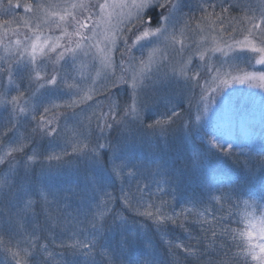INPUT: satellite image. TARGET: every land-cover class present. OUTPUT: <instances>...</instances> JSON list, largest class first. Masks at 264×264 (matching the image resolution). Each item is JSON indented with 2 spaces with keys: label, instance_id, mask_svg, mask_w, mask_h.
<instances>
[{
  "label": "snow or ice",
  "instance_id": "6c2138e0",
  "mask_svg": "<svg viewBox=\"0 0 264 264\" xmlns=\"http://www.w3.org/2000/svg\"><path fill=\"white\" fill-rule=\"evenodd\" d=\"M20 7L24 16L16 15ZM156 7L162 11L145 19L146 10ZM0 15L10 17L0 21V105L7 112V117L0 114V166H7L0 174V205L7 209L0 210V264H41V253L45 261L53 260L49 244L40 243L42 238L48 239L44 233L50 224L73 229L67 243L61 239L56 244L53 235L52 246L70 249L74 256L86 260L98 247H111L110 242L105 243L106 227L108 231L113 226L121 231L120 241L111 249V259L139 238V233L125 234L127 220L112 213L110 205L116 198L105 190L103 176H86L78 190L69 189L77 207L72 213L55 216L49 207L59 203L58 192L32 181L35 163L50 165L65 157L69 163L72 158L99 163L101 149L113 154L109 170L112 177L135 180V188L131 183L121 188L120 200L127 210L153 221L158 231L171 224L188 233L186 239L166 241L176 264H264V213L258 218L245 213L243 228L230 227L226 219L241 202L246 208L255 207L257 193L241 191L230 180L218 187L209 182L205 185L206 199L196 197L188 202L191 208L168 211L171 205L161 197L178 190L173 186L179 177L163 163H156L155 171H150L143 161L125 155L107 135L120 130L128 135L143 131L164 137L177 121L191 126V98L197 95V89L199 101L204 102L208 93L232 81L264 88V72L233 75L244 57L249 63L255 58L257 64H264V0H0ZM237 35L243 39H237ZM137 50L141 51L139 57L135 55ZM194 59L200 63H194ZM69 60L78 76L61 70L62 63ZM97 60L105 74L101 76L96 69L95 76L90 72L85 76ZM86 79L91 85L84 83ZM25 80L27 86L22 89ZM173 82H182L191 94L187 119L182 107L168 108V90ZM121 83L131 88V102L124 105L111 96V89ZM101 92L108 93L107 104L97 101L98 111L85 112L81 106ZM161 100L163 112L159 111ZM207 110L204 103L203 111ZM200 118L195 117L197 121ZM69 119L73 120L71 128ZM59 139L64 140L61 153L45 155L47 147L59 146ZM208 145L210 150L226 155L236 147L229 143L226 149L214 136L209 137ZM69 147L70 152L66 150ZM193 164L205 170V177H215L216 169L210 162L201 161L199 153L193 154ZM149 176L155 191L144 182ZM34 196L48 206L43 224L37 219ZM243 196L249 199L241 201ZM259 197L264 200V185ZM61 199L65 208L71 207L69 197ZM109 213L114 216L111 225L107 224ZM193 215L194 221H189ZM189 223L198 226L197 235L190 234L186 227Z\"/></svg>",
  "mask_w": 264,
  "mask_h": 264
},
{
  "label": "rangeland",
  "instance_id": "374dc122",
  "mask_svg": "<svg viewBox=\"0 0 264 264\" xmlns=\"http://www.w3.org/2000/svg\"><path fill=\"white\" fill-rule=\"evenodd\" d=\"M4 2L7 3V0H4ZM23 2L24 0H21V3ZM187 2L194 3L195 0H187ZM161 11L162 10L158 7L147 9L145 19H147L149 16H155ZM184 11H188V9L185 8ZM16 15H25L23 7H20L16 10ZM9 18L10 17L8 16L0 15V21ZM152 26L155 27V23H153ZM177 27H179V25H177ZM236 38L243 39V36L237 35ZM148 47L151 46L149 45ZM144 51L146 55L147 49ZM135 55L139 57L141 55V51L137 50ZM89 63L91 64L92 62ZM194 63L199 64L200 61L198 59H194ZM96 69L100 70L101 76L105 74L104 70L100 67L99 61L97 60L95 62V67L86 71L85 76H87L89 72L92 76H95ZM48 70L49 72L52 71L51 64H49ZM61 70L67 71L74 76L79 75L78 71L73 69L71 60H69L67 64L62 63ZM244 72H264V64H257L255 62V58H253L251 63H249L247 57H244L238 62V71L233 72V75H242ZM108 74H110V70ZM116 75H120L119 69H117ZM206 75L210 76L211 74L206 73ZM17 82L20 83L19 80ZM77 82H79V80H77ZM84 83L91 85V80L86 79ZM201 83H203V80ZM26 86L27 81L25 80L23 84H21V88L23 89ZM213 87L215 88V85H213ZM196 93L197 95L194 98H191L192 122L190 127H185L182 121H177V123L172 125L168 135L164 137L150 136L145 134L143 131H136L134 135H128L120 130H111L107 133L108 138L112 144L118 145L125 155H132L140 161H143L149 166L150 171H155L156 163H163L178 177L180 176L181 171L185 170L180 169V166L176 164L177 160L181 158L182 162L186 161L185 164L188 166V168H191L190 165H192L193 168L198 170L199 167H196L193 164V154L199 153L201 161L210 162L211 166L216 169L215 177L212 175L205 177V174H203V177L208 180V183L210 182L214 184L217 180L216 176L222 173L223 175L227 176V178L223 180L224 184H228V181L230 180L231 184L238 187L241 191L251 190L257 193V195L254 197V199L257 201L255 207L246 208L241 202L237 207L232 209V215L230 217H226V219L229 220L230 227L243 228L245 225L242 222V216L245 213H252L257 218L262 213H264V200H261L259 197L260 189L262 185H264V88H261L258 84L249 83L247 81L244 83L232 81L227 85L221 86V88L214 93H208L205 96L204 102L199 101L200 89H197ZM12 94L15 93L13 92ZM130 94L131 88L128 84L121 83L118 84L116 88L111 89V96L115 99H118L121 105L131 102ZM107 96L108 93L104 92H101L100 95L94 94L93 99L86 101L81 107H83L87 113H91L93 110L98 111L99 109L97 108L96 102L100 101L106 105L108 102ZM190 97L191 94L188 93L183 87L182 82H173L168 90V99L170 101L168 103V108H171L172 105L182 107L184 109V119H187ZM63 99H67V97H64ZM204 103H207L208 105L207 111H203ZM197 104H199V110L197 108ZM104 111H107L106 107L104 108ZM159 111H165L164 101L162 100L159 103ZM0 114H2L4 117H7V112L4 111L3 105H0ZM149 115H152V113H149ZM197 115L201 117L199 121L195 119ZM152 118L155 119V115H152ZM67 124L69 128H71L73 120L69 119ZM206 125H216L224 128V130L232 137L233 142L237 146V150L232 151L231 155H226L219 153L215 149L210 150L209 146L207 147L200 145L196 139L194 140L193 134H195V136L196 133L199 134V131L202 130V128ZM93 127H95V121H93ZM112 132L118 133L115 137L116 140L112 139ZM103 142L104 141L101 140V143ZM57 144L59 145L58 147H47L45 155H47L49 152H55L57 154L61 153V151L64 149V140L59 139ZM44 146H47L46 141L44 142ZM238 149H241L243 154H241ZM66 150L70 152L71 148L69 147ZM183 150H186L188 155H186ZM110 152L111 151L108 149H101L99 163L93 160L85 161L83 159L77 160L75 158H72L71 162L69 163V158L65 157L62 162L58 163L57 161H52L50 165L48 162L43 164H33L32 167L37 170L38 176H40L37 177L38 180L36 185L46 184L52 190L58 192L59 203L51 204L49 210L55 211L56 209L63 207L64 211L60 212H74L75 208L77 207V200L72 197L71 192L68 190H78L77 186L84 183L86 176L96 175L97 169H94L93 165L98 168L99 174L97 176H103L104 174L103 177L105 179L103 183L106 186L105 190L110 192L112 196L116 198L115 200H120L122 187L127 188L128 184L131 183L132 187L135 188V180L129 181L125 179L122 181L121 179L115 177H112V185L110 186L108 180H110L109 170L113 155ZM206 152H209V154L205 156ZM29 154L31 153L29 152ZM118 162L119 161H117V163ZM6 167V165L0 166V174H2ZM199 169L201 170L202 168ZM144 182L150 183L151 190L155 191L156 185L151 183L150 176ZM217 185L218 184H215V186ZM179 186H181V184L179 183L178 179L177 184L173 186L178 190L175 193L163 195L161 197L162 199L169 201L171 207L168 208V211H171V208L175 204H180V208H191L192 204L188 202L193 198L201 196H203L205 199L207 198L205 188L195 191L191 183L187 186L183 184L181 188H179ZM161 187L166 186L161 185ZM166 191H170V189L166 188ZM173 196L175 199H173ZM63 197L70 198L71 207H64L65 201L61 199ZM33 198L37 200L35 212L37 213L38 222L43 224L45 221L44 209L48 206L44 204L43 200H41L39 196H34ZM48 199L51 201L52 197L49 196ZM244 199H249V197L243 196L241 201ZM113 202L110 205L112 211L114 210V207H112L114 205ZM120 203H122L121 200ZM0 210L7 211L6 207L3 205H0ZM60 212H55L53 214L55 216ZM226 212L227 208H225V213ZM130 213L133 212L130 211ZM225 213L218 212L217 214L223 215ZM189 217H193L195 219L194 215ZM149 222L151 223V226L155 227L156 233L160 232L157 230L153 221L143 216L142 219L141 217H136V219L132 220L131 222H127L125 227L127 228L128 232L125 234L139 233V238L125 249L127 256L129 258H135V262L137 263L144 262L143 264H145L146 261L152 260H156L158 264L159 262H163V260H165L163 264H168V259L172 261V264H176V257H174L172 253L167 256L163 255V253L157 249V244L154 243V239L148 235V230L150 229L148 226ZM107 224L111 225L112 221H107ZM72 231L73 229L66 230L63 227H58L51 224L46 228L44 236L48 237V239L42 238L40 243L49 244L48 250L54 253V259L45 261V258L41 253L38 257V259L41 261V264H64V259L66 260V264H95V258L93 259L92 256L86 260L82 256H74L70 249L66 250L52 246L53 235L57 237L56 244H59L61 239L67 243L69 242L68 238ZM62 232L65 233L63 237L60 236ZM161 234L165 236L164 231L161 232ZM85 235H87V233H85ZM105 235L106 239L112 241L114 244H116V242L120 241L121 239V231L115 226H113L111 231H108L106 227ZM78 238L83 239V236ZM97 250H95V252ZM56 253H62V255H55ZM2 259L3 257L0 256V260Z\"/></svg>",
  "mask_w": 264,
  "mask_h": 264
},
{
  "label": "trees",
  "instance_id": "16d2710c",
  "mask_svg": "<svg viewBox=\"0 0 264 264\" xmlns=\"http://www.w3.org/2000/svg\"><path fill=\"white\" fill-rule=\"evenodd\" d=\"M112 133H113L111 135L112 139L116 140L115 137L117 136L118 133H114V132H112ZM212 136L216 137L221 143H223L225 145V148L227 147V145L229 143L236 146V144L233 142L230 134L228 132H226L224 130V128H221V127L216 126V125H206L202 128V130L199 131V134L196 133V136H195V134H193L194 140L196 139V141L199 142L200 145L207 146V147L209 146L208 145V139H209V137H212ZM236 147H234L232 151H236L237 150ZM183 152L186 155H188L186 150H183ZM110 153L112 154V152H110ZM208 154H209V152H206L205 156ZM185 162L186 161L182 162L181 158L179 160H177V162H176V164L180 166L181 170L182 169L185 170V171H181V174L179 176V183L181 184V186L183 184L185 186H187L188 184L191 183V185L195 191H198L200 189L205 188V185H206V183H208V180L203 177L204 173H202V172H204V170L203 169L200 170L199 168L197 170L196 168H193L192 165H190L191 168H188V166H186ZM93 167H94V169H97L96 170L97 171L96 176H97L99 174L98 168L95 167L94 165H93ZM178 175H179V173H178ZM103 176H104V174H103ZM37 177H40V176H38L37 170L34 169L33 174H32V181H33V183L36 181L35 184L37 183V180H38ZM216 178H217V180L213 185L218 184L217 186H219V184L221 182H223V180L226 179L227 176L223 175L221 173V174H218L216 176ZM221 178H223L222 181H221ZM109 179L110 180H108V182L110 183V186H111L112 185L111 180L113 178L110 174H109ZM181 186H179V188H181ZM113 203H114V205L112 207H114L113 208L114 210L112 211V213H115L117 217L122 216L123 218H125L127 220V222H131L132 220L136 219V217H139V218L141 217V219H142V216L136 215L134 213H130V211L127 210L123 206L122 203H120V200H114ZM180 206H181L180 204H175L171 208V210L175 209L176 211H180L182 209V208H180ZM49 211L52 212V214H53L55 212L64 211V208L60 207V208L56 209L55 211H52V210H49ZM112 213H109V215L107 217V221H113L114 216ZM189 221H194V218L189 217ZM117 222H119V221L117 220ZM148 226L150 228L148 230V235L154 239V241H155L154 243L157 244V249L159 251H161V253H163V255H165V256L170 254V252L168 250L169 245H168V243H166V241H172L173 243H175L177 238L183 240V239H186L188 236V233H185L184 229H182L178 226H173L171 224H169L165 227V229H164L165 236L163 234H161V231L156 233L155 227L151 226L150 222L148 223ZM186 227L189 228L190 234L192 236H195L198 234L197 233L198 226H196L192 223H189L188 225H186ZM108 242H110V244H111L110 248H107L105 250V249H101L98 247V250L96 249L97 251L92 256L93 259L95 258V264H143L144 263V262L137 263V262H135L136 261L135 258H129L127 256L126 250H124V252L122 254H118L115 259H111V249L116 248V246H117L116 244L118 242H116V244H114L112 241H109L108 239H106L105 243L107 244ZM97 252H98V254H97ZM180 259H183V258L181 257ZM163 262H165V260H163ZM170 263L172 264V261L168 259V264H170ZM185 263L187 264V262H185ZM64 264H66L65 259H64Z\"/></svg>",
  "mask_w": 264,
  "mask_h": 264
}]
</instances>
